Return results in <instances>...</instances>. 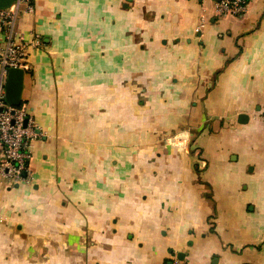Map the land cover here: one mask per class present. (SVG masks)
<instances>
[{
  "label": "crops",
  "instance_id": "crops-1",
  "mask_svg": "<svg viewBox=\"0 0 264 264\" xmlns=\"http://www.w3.org/2000/svg\"><path fill=\"white\" fill-rule=\"evenodd\" d=\"M18 30L39 137L0 264H264V0H34Z\"/></svg>",
  "mask_w": 264,
  "mask_h": 264
},
{
  "label": "built area",
  "instance_id": "built-area-1",
  "mask_svg": "<svg viewBox=\"0 0 264 264\" xmlns=\"http://www.w3.org/2000/svg\"><path fill=\"white\" fill-rule=\"evenodd\" d=\"M34 0H14L10 7L0 8V30L4 41L0 48V146L3 159L0 172L12 183L28 179L30 148L39 137L38 127L27 106H10L5 100V85L11 68L29 69L28 51L40 46L39 36L28 41L18 30L19 20L24 13L33 11ZM251 0H215V10L219 16L240 17L246 14ZM264 120V115H262ZM172 264H190L175 259Z\"/></svg>",
  "mask_w": 264,
  "mask_h": 264
},
{
  "label": "water",
  "instance_id": "water-1",
  "mask_svg": "<svg viewBox=\"0 0 264 264\" xmlns=\"http://www.w3.org/2000/svg\"><path fill=\"white\" fill-rule=\"evenodd\" d=\"M13 1L0 0V8L10 7ZM25 74L26 71L24 69H9L5 85V100L8 105L17 107L22 104Z\"/></svg>",
  "mask_w": 264,
  "mask_h": 264
}]
</instances>
